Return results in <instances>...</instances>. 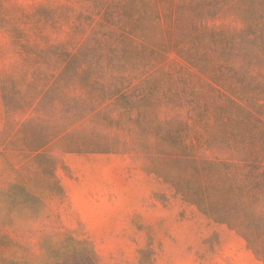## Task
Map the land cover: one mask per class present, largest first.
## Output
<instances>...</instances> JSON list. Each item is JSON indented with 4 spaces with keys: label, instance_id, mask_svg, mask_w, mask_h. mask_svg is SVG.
<instances>
[{
    "label": "rangeland",
    "instance_id": "obj_1",
    "mask_svg": "<svg viewBox=\"0 0 264 264\" xmlns=\"http://www.w3.org/2000/svg\"><path fill=\"white\" fill-rule=\"evenodd\" d=\"M263 180L264 0H0V264H264Z\"/></svg>",
    "mask_w": 264,
    "mask_h": 264
},
{
    "label": "trees",
    "instance_id": "obj_2",
    "mask_svg": "<svg viewBox=\"0 0 264 264\" xmlns=\"http://www.w3.org/2000/svg\"><path fill=\"white\" fill-rule=\"evenodd\" d=\"M222 164L220 162L217 163H194L189 167V180H183L182 185L188 184L190 188L193 190V198L197 200L204 207L203 213L212 217L217 222H225L227 218L235 222L237 229H242L243 232H250L251 227H249L248 219L246 217H241L236 219L235 213L229 216V214L225 211L224 207L227 203H225V191L223 187L225 186L224 176L226 177V173L232 172V177L234 179V183L229 186L235 187L244 185L247 187L249 185L254 184L255 186L259 185L260 182L256 181L255 178L258 177L257 173L251 172L249 170L255 169L254 165L250 167H242L241 172L240 169L237 170V167L242 165H246L249 163L243 164ZM233 169V170H232ZM237 170V171H236ZM238 175H241L239 177ZM264 181V180H263ZM211 186V191L207 194V187ZM217 190V191H216ZM213 191V192H212ZM227 201V200H226Z\"/></svg>",
    "mask_w": 264,
    "mask_h": 264
}]
</instances>
